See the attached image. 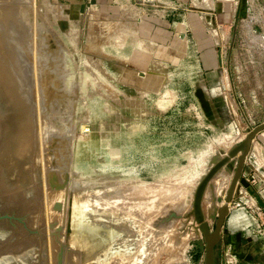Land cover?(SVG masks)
<instances>
[{"label": "rangeland", "instance_id": "rangeland-1", "mask_svg": "<svg viewBox=\"0 0 264 264\" xmlns=\"http://www.w3.org/2000/svg\"><path fill=\"white\" fill-rule=\"evenodd\" d=\"M84 1L0 0V214L26 216L0 221V264H177L185 249L184 264H203L198 227L182 241L194 190L264 123V39L246 26L229 55L249 127L238 140L199 87L193 49L166 62L137 38L130 2L81 14ZM22 5L28 28L7 15ZM234 230L217 264H264V242H228Z\"/></svg>", "mask_w": 264, "mask_h": 264}, {"label": "crops", "instance_id": "crops-1", "mask_svg": "<svg viewBox=\"0 0 264 264\" xmlns=\"http://www.w3.org/2000/svg\"><path fill=\"white\" fill-rule=\"evenodd\" d=\"M125 1L134 6L132 0ZM173 1L179 3L182 9L173 11L165 6L156 9L150 4L141 8L132 7L139 15L135 24L137 38L144 48L150 47L152 53L157 56L163 55V59L169 63H174L177 55L186 56L193 49L199 57L201 69L199 87L203 89L206 101L215 104L217 115L225 122L227 118L234 120L235 135L239 140L243 138L241 133L249 127L245 128L238 123L233 103L238 102L241 106L246 100L237 89L242 83L229 73L237 69L236 65L230 63L229 55L237 52L234 48L238 39L242 38L246 26L264 35V0ZM117 4L116 0H87L80 5H90L87 10L101 6L111 14ZM178 14L183 18L179 19ZM242 112L244 114V111ZM260 124L262 123L255 125L254 128ZM232 164L231 167L230 165L225 167L208 186L204 197L206 202L204 206L208 208H204L205 213L213 210L216 214L218 208L223 205L224 201L218 200L222 182L228 183V189L232 181L234 173L232 170L236 163L233 161ZM213 165L211 164L204 172L202 179ZM242 180L246 181L247 185ZM255 205L264 207V131L252 143L241 182L230 205L231 214L224 229L238 230L241 226L249 224L252 219V212L249 209Z\"/></svg>", "mask_w": 264, "mask_h": 264}, {"label": "water", "instance_id": "water-1", "mask_svg": "<svg viewBox=\"0 0 264 264\" xmlns=\"http://www.w3.org/2000/svg\"><path fill=\"white\" fill-rule=\"evenodd\" d=\"M93 4H95V2H93ZM87 7H90V5H81L80 13L85 14ZM263 131L264 123L250 130L240 144L234 146V148L229 150L223 158H221L210 168L204 178L199 182L195 190L192 209L194 220L199 226V230L202 234L201 236L204 240L205 260L203 264L218 263V249L219 245L222 242V233L224 226L231 214L230 205L233 201L238 184L241 182L245 162L251 151L252 143L254 139ZM233 161L234 163H236L233 178L229 188L227 189L223 205L218 208V215L214 219L215 226L212 230L210 227V223L207 221L203 211L204 197L208 186L213 181V179L218 175V173L222 171L224 167L228 165H230L231 167L233 165ZM242 182L247 185L246 181L242 180ZM4 220H9L11 222L17 221L25 224L26 216L18 217L15 213L11 215L9 213H6L5 215L0 214V221Z\"/></svg>", "mask_w": 264, "mask_h": 264}, {"label": "built area", "instance_id": "built-area-1", "mask_svg": "<svg viewBox=\"0 0 264 264\" xmlns=\"http://www.w3.org/2000/svg\"><path fill=\"white\" fill-rule=\"evenodd\" d=\"M133 7L141 8L144 5L150 4L154 8L168 7L173 11L181 10L182 7L179 3L173 0H132ZM180 14V13H179ZM178 14V18L182 19V15ZM249 28V27H248ZM249 32L253 34L255 38L264 39V35L261 32L253 31L249 29ZM262 35V36H261ZM255 177H253V180ZM252 212L251 222L245 226H242L238 230L231 231L229 234L228 242H264V207L253 206L249 209ZM224 231V230H223ZM223 237V233H222Z\"/></svg>", "mask_w": 264, "mask_h": 264}, {"label": "bare ground", "instance_id": "bare-ground-1", "mask_svg": "<svg viewBox=\"0 0 264 264\" xmlns=\"http://www.w3.org/2000/svg\"><path fill=\"white\" fill-rule=\"evenodd\" d=\"M23 7H24V6L22 5V7H21L20 9H17V10H15V11H14V10H11V11H9V13L7 12V15L11 16V17L14 19V22H17V23H18V26H21V27H27V28H28V26H27V24H26V18H27V15H28V11H27V9H22ZM23 33H24V32H23ZM107 88H108V87H107ZM109 88H110V87H109ZM106 92H110V91H108V89H107ZM110 93H113V91L110 92ZM117 93H118V92H117ZM114 94H115V93H114ZM114 94H113V95H114ZM114 96H115V95H114ZM112 97H113V96H112ZM113 98H114V97H113ZM115 98H116V97H115ZM115 98H114V99H115ZM125 99H126V97H125ZM125 101H126V100H125ZM127 101H128V100H127ZM116 102H117V101H116ZM117 103H118V102H117ZM118 104H119V103H118ZM129 104H130V103H129ZM56 110H57V109H56ZM56 121H58V120H56ZM60 125H62V124L60 123ZM53 128H54V126H53ZM65 128H66V127H65ZM65 128H64V129H65ZM67 128H68V127H67ZM67 128H66V129H67ZM66 129H65V131H66L65 133H66V134L69 133V131L71 132V128H68V129H67V130L70 129L68 132H67ZM73 130H74V129H72V132H74ZM54 131L57 132L56 129H55ZM63 131H64V130H63ZM58 132H59V131H58ZM58 132L56 133L57 135L59 134ZM62 133H63V132H62ZM43 134H44V133H43ZM70 134H71V133H70ZM72 135H73V134H72ZM62 136H63V135H62ZM73 136H74V135H73ZM59 137H60V136H59ZM44 138H45V137L41 136V140H42V142H43V139H44ZM109 141H110V140H109ZM223 141H224V140H223ZM220 143H221V142H220ZM227 143H228V142H227ZM227 143H226V144H227ZM217 145H218V144H217ZM222 146H223V145H222ZM223 147H224V146H223ZM225 148H227V147H225ZM213 151H214V150H213ZM116 155H118V153H117ZM208 155H209V154H208ZM202 157H205V156H202ZM206 157H207V155H206ZM205 160H206V159H205ZM202 161H204V160L202 159ZM206 162H207V161H206ZM203 163H205V162H203ZM208 163H209V162H208ZM208 163H207V164H208ZM213 164H214V163H213ZM213 164H212V165H213ZM202 166H203V165H202ZM228 166H229V165H228ZM226 167H227V166H226ZM224 168H225V167H224ZM224 168H223V169H224ZM223 169H222V170H223ZM205 170H206V169H205ZM202 173L204 174V172H202ZM200 174H201V172H200ZM203 174H202V175H203ZM218 174H219V173H218ZM200 177H202V176H200ZM201 179H202V178H201ZM201 179H200V181H201ZM213 180H214V179H213ZM194 191H195V190H194ZM193 193H194V192H193ZM191 194H192V193H191ZM194 194H195V193H194ZM193 197H194V195H193ZM191 198H192V196H191ZM190 200H191V199H190ZM178 203H179V202H178ZM192 204H193V200H192ZM189 205H190V204H189ZM203 205H204V203H203ZM177 206H178V205H177ZM88 207H89V206H88ZM159 208H160V207H159ZM101 209H102V207H101ZM101 209H100V210H101ZM104 209H105V207H104ZM106 209H109V208L106 207ZM106 209H105V211H107ZM180 209H181V208H180ZM203 209H204V206H203ZM207 209H208V208H207ZM95 210H97V209H95ZM155 210H156V209H155ZM102 211H104V210H102ZM203 211H204V210H203ZM108 212H109V210H108ZM116 212H117V211H116ZM121 212H122V211H121ZM124 212H125V211H123L122 213H124ZM154 212H155V211H154ZM204 212H205V211H204ZM109 213H111V212H109ZM126 213H127V212H126ZM119 214H120V213H119ZM124 214H125V213H124ZM205 214H206V213H205ZM214 214H215V213H213V215H212V214H209L208 216H206L207 214L205 215V216H206V219H207L208 222H210L212 219H214V218L216 217V215H218V211L216 212L215 215H214ZM128 216H129V215H128ZM208 218L211 219V220L209 221ZM178 223H179V221H178ZM182 223H183V222H182ZM182 223H181V221H180L179 224H182ZM173 224H174V223H173ZM173 224H172V225H173ZM188 224L190 225V226H187L188 230L191 229L190 232H189L190 234L187 232V234L185 235V236H187V237H186L185 239L183 238V237H185V236L182 234L183 236H182V237H181V236L179 237V238H183L182 241H183V240H189V239H191V238L193 239V237H194L195 234H196V230L199 231V234H201V232H200V230H199V226L197 225V223H196L195 220H194L193 209H191V211H190V213H189V221H188ZM172 225H171V226H172ZM176 225H177V224H176ZM180 226H181V225H180ZM196 226H197L198 228H197ZM195 227L197 228L196 230H194ZM192 228H193V229H192ZM165 230H166V229H165ZM165 230L162 231L163 234H164V233L168 234ZM183 230H184V229H183ZM188 230H187V231H188ZM169 231H170V229H169ZM171 234L173 235V232L170 233V235H171ZM176 234H177V233H176ZM170 235H169V236H170ZM201 235H202V234H201ZM162 236H163V235H162ZM164 236H166V235L164 234ZM167 236H168V235H167ZM167 236H166V237H167ZM173 236L176 237L175 234H174ZM153 237H154V236H153ZM174 237H173V238H174ZM151 238H152V237H151ZM151 238H150V240H151V242H153V241H152L153 239H151ZM170 238H171V237H170ZM187 238H188V239H187ZM195 238H196V236H195ZM160 239H161V238H160ZM166 239H167V238H166ZM192 239H191V240H192ZM175 240H176V238H175ZM178 240H179V239H178ZM172 241H173V240H172ZM182 241H181V242H182ZM157 242H158V241H157ZM157 242H156V244H157ZM174 242H175V241H174ZM178 242H179V241H178ZM178 242H177V243H178ZM168 243H169V242H168ZM170 243H171V242H170ZM183 243H184V242H183ZM82 244H83V243H82ZM178 244H179V243H178ZM178 244H177V245H178ZM95 245H96V244H95ZM162 245H163V244H162ZM184 245H185V243H184ZM102 246H103V243H102V244L99 243V245H97L96 247H101V248H103ZM159 246H160V245H158V247H157L158 250H159ZM164 246H165V245H164ZM168 246H169V245H168ZM172 247H173V246H172ZM177 247H178V246H177ZM138 248H139V247H138ZM169 248H170V247H169ZM169 248H168V250H169ZM183 248H184V247H183ZM185 248H187V247L185 246ZM135 249H136V248H135ZM161 249H162V248H161ZM171 249H172V248H171ZM80 250H81V249H80ZM104 250H105V249H104ZM104 250H102V251L100 250V251L97 252V254H99V255L96 254L97 257L95 258V260H100V258L103 257V253H102V252H103ZM173 250H174V249H173ZM186 250H187V249H185V251H186ZM164 251H165V250H164ZM185 251H184V252L182 251V253L185 254ZM157 252H158V251H157ZM171 252H172V251H171ZM178 252H179V251H178ZM160 253H161V252H160ZM169 253H170V252H169ZM174 253H175V250H174ZM182 253H181V255L178 254L179 256H177V257L174 256V257L177 258V259L175 258L177 264H184V263L186 262V258H187V257H185L184 254H182ZM155 254H156V253H155ZM167 254H168V252H167ZM53 255H57V254L55 253V254H53ZM163 255H164V254H163ZM90 257H93V256H90ZM169 257H170V256H169ZM174 257H173V258H174ZM54 258H56V257L54 256ZM138 258H139V257H138ZM153 258H154V257H153ZM155 258H156V257H155ZM79 259H80V258H79ZM156 259H157V258H156ZM175 259H174V260H175ZM86 260H87V259H86ZM147 260H149V259H147ZM150 260H151V259H150ZM164 260H165V259H164ZM54 261H55V260H54ZM159 261H160V260H159ZM86 262H88V261H86ZM157 262H158V261H157ZM161 262H162V261H161ZM165 262H167V261H165ZM55 263H56V262H55ZM154 263H155V262H154ZM163 263H164V262H163ZM87 264H88V263H87ZM90 264H91V263H90ZM157 264H158V263H157ZM160 264H161V263H160Z\"/></svg>", "mask_w": 264, "mask_h": 264}]
</instances>
